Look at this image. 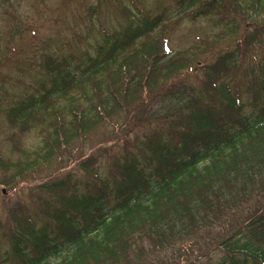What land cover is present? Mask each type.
<instances>
[{"label":"trees","instance_id":"trees-1","mask_svg":"<svg viewBox=\"0 0 264 264\" xmlns=\"http://www.w3.org/2000/svg\"><path fill=\"white\" fill-rule=\"evenodd\" d=\"M195 2L208 15L225 8L221 0L177 7ZM246 2L237 5L243 13L264 8ZM128 10L94 53L46 55L49 84L7 110L14 125H42L36 167L114 117L129 126L118 129L121 148L104 176L98 153L78 163L83 180L68 171L38 184L39 223L25 209L9 212L12 264H264V57L243 61L261 32L191 79L189 52H171L156 35L170 19ZM64 97L66 111L53 110Z\"/></svg>","mask_w":264,"mask_h":264},{"label":"rangeland","instance_id":"rangeland-1","mask_svg":"<svg viewBox=\"0 0 264 264\" xmlns=\"http://www.w3.org/2000/svg\"><path fill=\"white\" fill-rule=\"evenodd\" d=\"M178 1L0 0V157L5 161L4 167H0V264L15 263L9 251L8 235L13 227L9 212L25 209L36 222L42 218L39 183L62 177L68 171L76 172V177L83 180L85 176L77 170L78 163L98 153L101 154L99 169L104 176L108 159L114 150L121 148L122 139L117 131L125 125V120L114 117L111 123L74 139L62 156L52 157L41 167L31 164L34 153L42 146V125L31 119L26 126L20 127L10 123L6 113L11 106L27 101L41 82L49 84L50 77L43 68L46 55L94 53L95 42L100 41L101 34L115 30L125 22L123 7H126L132 12L138 9L146 16L163 14L166 20L170 19L165 23L166 28L157 31L156 35L165 40L171 52L184 53V56L185 51L189 52L190 66L194 67V72L187 74L191 79L200 76L201 65L213 61L217 54L241 45L240 40L244 43L245 36L255 30L261 32V41L255 43L243 61L249 65L264 57V8L259 7L257 13H243L239 7L246 6L247 0H221L224 10L215 12L212 9L213 14L208 15L202 13L201 2L182 3L178 8ZM179 9L182 16L171 19ZM240 76L237 75L238 80ZM84 88L82 90L88 91L82 94L86 99L91 92ZM80 90H74L72 94H81ZM69 100L60 98L51 107L58 112H62L60 108L66 111ZM105 150L107 152H103ZM100 246L96 242L93 250L98 252Z\"/></svg>","mask_w":264,"mask_h":264}]
</instances>
